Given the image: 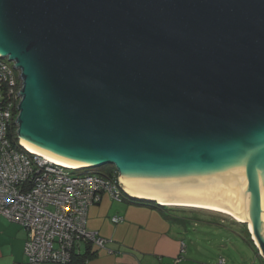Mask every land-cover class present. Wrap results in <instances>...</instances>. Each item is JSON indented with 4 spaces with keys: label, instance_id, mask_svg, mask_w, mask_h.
Segmentation results:
<instances>
[{
    "label": "water",
    "instance_id": "obj_1",
    "mask_svg": "<svg viewBox=\"0 0 264 264\" xmlns=\"http://www.w3.org/2000/svg\"><path fill=\"white\" fill-rule=\"evenodd\" d=\"M0 58L23 146L242 217L264 262V0H0Z\"/></svg>",
    "mask_w": 264,
    "mask_h": 264
},
{
    "label": "built area",
    "instance_id": "obj_2",
    "mask_svg": "<svg viewBox=\"0 0 264 264\" xmlns=\"http://www.w3.org/2000/svg\"><path fill=\"white\" fill-rule=\"evenodd\" d=\"M0 58V218L20 225L29 238L25 264H69L78 245L107 250L110 241L87 228L90 207L103 196L122 202L118 176L81 173L30 152L17 136L21 73ZM123 221L114 217L112 222ZM217 264H226L220 258Z\"/></svg>",
    "mask_w": 264,
    "mask_h": 264
},
{
    "label": "crops",
    "instance_id": "obj_3",
    "mask_svg": "<svg viewBox=\"0 0 264 264\" xmlns=\"http://www.w3.org/2000/svg\"><path fill=\"white\" fill-rule=\"evenodd\" d=\"M119 203L105 194L99 204L90 207L88 230L110 242L107 250L78 245L77 254H86L88 249L95 254L88 264H207L213 261L197 260L175 232L178 227L174 218L168 220L164 209H139L127 202ZM114 217L123 221L114 224L111 221ZM28 238V232L20 225L0 218V264H25Z\"/></svg>",
    "mask_w": 264,
    "mask_h": 264
},
{
    "label": "rangeland",
    "instance_id": "obj_4",
    "mask_svg": "<svg viewBox=\"0 0 264 264\" xmlns=\"http://www.w3.org/2000/svg\"><path fill=\"white\" fill-rule=\"evenodd\" d=\"M110 168L112 166L86 169L81 173L72 174H107ZM115 203L120 204L117 201ZM129 205L139 209L143 207L156 209L152 204L130 203ZM164 212L168 220L174 218L178 227L175 232L180 234L183 244L196 255L199 262L213 260L207 264H217L220 257H223L226 259V264H264L243 224L232 218L196 208L171 207L164 209Z\"/></svg>",
    "mask_w": 264,
    "mask_h": 264
},
{
    "label": "trees",
    "instance_id": "obj_5",
    "mask_svg": "<svg viewBox=\"0 0 264 264\" xmlns=\"http://www.w3.org/2000/svg\"><path fill=\"white\" fill-rule=\"evenodd\" d=\"M108 174H109L110 176H112V177H113V176H118V173H117V171L115 170L114 167L110 168ZM124 201H126V202H130V203H138V204H152V205H155L156 207H158V208H160V209H168V208H169V207L158 206L156 203H147V202H142V201H136V200H133V199H131L130 197H128V196H126V195H125V199H124ZM124 201H123V202H124ZM243 226L245 227L246 231L248 232V234H249V236H250V238H251V235H250V233H249V231H248L247 226H246V225H243ZM251 241H252V240H251ZM252 244H253V246L255 247L253 241H252ZM90 246H91V245H90ZM255 248H256V247H255ZM93 256H95V254L91 253L90 249H88L87 253H86V254H83V255H81V254H77L76 252H74V253H73V257H72V261H71V263H69V264H88L89 260H91V258H92Z\"/></svg>",
    "mask_w": 264,
    "mask_h": 264
},
{
    "label": "bare ground",
    "instance_id": "obj_6",
    "mask_svg": "<svg viewBox=\"0 0 264 264\" xmlns=\"http://www.w3.org/2000/svg\"><path fill=\"white\" fill-rule=\"evenodd\" d=\"M28 149V148H27ZM29 150V149H28ZM30 152H32V153H34L35 155H38V156H40V157H43V158H45V159H47V160H49V161H51V162H53V163H56L57 165H60V166H63V167H65V168H68V169H74V170H80V169H83V168H80V169H75V168H72V167H70V166H67V165H65V164H62V163H60V162H57V161H55V160H52V159H50V158H48V157H46V156H43V155H41V154H39V153H37V152H34V151H32V150H29ZM129 195V194H128ZM141 200H144V199H141ZM144 201H151V202H156L157 204H159L157 201H154V200H144ZM160 205H162V206H170V207H179V208H196V209H202V210H208V211H212V212H216V213H220V214H223V215H225V216H228V217H230V218H232L233 220H235L236 222H238V223H240V224H242V223H248V225H249V227H250V230H251V226H250V222L249 221H247L246 219H244V218H242V217H239V216H237V215H234V214H232V213H229V212H226V211H222V210H216V209H210V208H203V207H193V206H183V205H164V204H160Z\"/></svg>",
    "mask_w": 264,
    "mask_h": 264
}]
</instances>
